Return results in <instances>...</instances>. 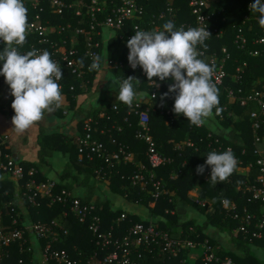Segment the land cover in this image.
I'll list each match as a JSON object with an SVG mask.
<instances>
[{"label": "trees", "instance_id": "16d2710c", "mask_svg": "<svg viewBox=\"0 0 264 264\" xmlns=\"http://www.w3.org/2000/svg\"><path fill=\"white\" fill-rule=\"evenodd\" d=\"M250 2V0H221L216 23L223 29L224 35L222 38L211 39L208 45H206L207 43L201 45L207 53L215 54L220 60L224 57L227 58L228 78L225 81V87L217 88L219 104L212 110L221 125L220 131H213L205 124L199 127L191 125L184 115L177 117L173 113L175 94L170 93L169 98L161 100L160 97L169 92V85L173 83L172 78L166 79L157 92L156 99L151 100L150 134L158 151L171 159L169 163L154 170L155 180L160 181L167 191L154 206L151 205L154 199L150 183L147 187L142 188L140 185H134L131 181V177L142 166L150 170L146 155L148 145L136 138V133L141 128L138 124V116L132 113V106L129 107L123 102L117 101L119 87L108 90L109 99L104 100L101 106L84 110L82 105H79L80 97L88 96L93 90L92 88L96 89L95 83L100 76L96 70L90 71L85 78H79L70 71L64 72L62 94L67 97L70 108H73L75 126L72 127L70 133L58 130L47 132L46 130H49L47 128L45 131H41L38 137L42 154L41 162L22 163L25 169L36 168L39 171L37 182H46L41 172L42 167L48 164V159L56 153L68 158L65 169L59 175V179L63 183H55L54 193L66 190L76 194L79 189L86 191L85 195L80 197L85 203L93 202L96 205L95 214L101 219L104 232L113 230L115 236L122 237L137 223H153L159 230L173 235L184 231L183 237L194 242L209 240L215 249L219 247L216 254L221 259L230 257L237 264H264V260L259 259L253 252L254 247H264V242L253 239L252 236L245 235L243 237L233 234L234 230L241 225L245 216L243 213L245 208L249 213L260 218L259 204L254 206L250 203L248 199L251 195L245 193L247 187L256 184L260 175L256 165L258 157L254 154L255 135L252 126L255 120L251 119V114L259 112L260 108L256 101H248L246 105H241L239 102L231 103L227 97V90L230 89L234 90L237 96L248 97L255 94L256 91L262 90L264 85V45L258 42L264 36V28L259 25L261 14L249 10ZM151 6L153 4H148V8ZM164 6L165 0H162L159 5L154 4L152 9H156L151 13L156 11L158 13L164 9ZM181 6L183 12L178 14L180 19L184 18L193 22V17L188 14L185 0L181 1ZM57 23L65 24V21L59 20ZM63 38H65L63 34L54 36V39L58 41ZM241 38L245 40L244 44ZM240 44L244 47L240 48ZM5 47L6 44L1 45L0 52ZM12 47L22 49L24 44H13ZM117 49H121L120 46H117ZM224 49L226 52L223 51ZM114 51L110 50L111 58L117 56ZM256 51H260V55L254 56ZM83 61L88 66L92 64L87 59H83ZM3 64L4 61H0V70H2ZM114 76L118 83L122 81L123 77H135L134 73L126 70L118 71L114 73ZM140 81L139 85L134 82V91L137 93L135 101L141 100V96L150 97L151 88L148 85V78L143 77ZM3 88L11 91L10 86L6 83V77L0 76V97L3 95ZM238 90H241L240 94H238ZM13 102L14 99L11 101V106ZM162 103H169V110L162 108ZM115 106H118V110H114ZM147 106V103L143 104V108ZM52 107L54 109L52 112L56 115H65L62 109L55 105ZM217 108H221L219 114H217ZM102 112L106 114V117L100 118ZM48 114L45 112L44 116L46 117ZM11 115L13 117L15 115L13 108ZM77 115H81V117ZM88 117L93 119V127L98 128V133H92L93 139L103 142L111 151L117 152L120 146L123 147L127 153L133 154V161L116 163L114 166L108 167L105 161L97 156H94L92 160L87 155L81 158L75 143V134L77 132L84 133V119ZM260 120L263 123H261L259 132L260 136L264 137V117H261ZM110 137L115 138L118 144L113 145ZM229 146L232 147V153L240 163L237 164L227 180L212 182L210 181L211 177L206 180L205 173L203 175L196 173L197 166L206 163V155L209 152L221 153L222 151H217L219 147L226 150ZM260 147L264 149V145ZM242 163H251L252 170L249 173L244 172ZM100 168H103L104 171L99 177L96 171ZM207 171L211 172L210 166L206 168L205 172ZM100 183L105 184L111 193L124 198L129 203L147 209L151 219L143 220L137 214L113 208L109 199H102L96 195L98 188L103 185ZM197 183L201 187L198 194L201 204H197L195 198L190 194ZM17 188L12 179L0 177V204L16 200ZM223 199L237 203L239 219H232L230 213L222 207ZM49 203L50 199H45L39 208L28 204L27 212L30 219L47 223L53 219H60L64 208L60 204L49 206ZM15 206L18 209L17 212L20 213L18 203L15 202ZM186 210L193 212L198 217L190 219ZM123 215L125 217L121 219ZM22 218L26 219V216L23 214ZM67 220L69 225L67 222L65 227H70V235L63 239L61 246L69 251L71 258L85 260L93 254L99 253L100 248L96 245L87 227L78 224L73 216ZM6 221L7 223L11 222L10 214L6 215ZM210 227L216 230L217 235L225 234L229 240L222 244L218 239L211 237L208 234ZM191 250L185 249L174 257L169 252L164 253L159 249L152 252L143 249L139 252L141 259L137 258V253L132 258L138 264H213L205 263L204 255L194 260ZM23 255L19 251L18 244H15L10 247V254L3 257V264H19ZM25 257L30 262L29 259L32 255H25Z\"/></svg>", "mask_w": 264, "mask_h": 264}, {"label": "built area", "instance_id": "2783aa9c", "mask_svg": "<svg viewBox=\"0 0 264 264\" xmlns=\"http://www.w3.org/2000/svg\"><path fill=\"white\" fill-rule=\"evenodd\" d=\"M162 0H23L25 7L28 9V29L26 40L22 49H17L20 54H26L29 51L37 50L38 54L43 51L50 53L51 59L61 68L64 76L65 71H70L79 78H85L90 73L89 67L83 59L93 62L94 56L102 57L100 69L96 70L99 75H107L118 71H130L134 73L137 79L147 77L142 67L138 66L133 70L129 64V49L127 41L134 35L135 31H163V25L172 22L175 29L183 28L185 31L189 28L205 27L212 37L205 42L209 44L213 38H222L223 29L216 23L219 15V4L221 0H185L188 14L193 17V22L186 19H180L178 14L182 13V0H165L163 10L158 13H151L154 4L159 5ZM249 6L254 0H250ZM180 3V4H178ZM148 4L153 6L148 8ZM250 10V7H249ZM65 21V24L57 21ZM65 35L61 40L54 39L56 35ZM242 43H245L243 38ZM264 45V36L258 40ZM5 42L0 40V46ZM120 46L121 49H117ZM124 47V48H123ZM244 46L240 44V48ZM111 48V49H110ZM110 50L114 51L117 56L111 58ZM198 59L208 63L213 68L211 82L216 88L225 87V81L228 78L226 70L227 58L220 60L215 54L207 53L201 44L196 45ZM226 52V50H223ZM260 55V51L254 52V56ZM109 60V65H108ZM83 61V63H81ZM63 76L57 81L61 86V95H63ZM160 86L157 88L152 83L150 86V97L147 101L144 99L133 101V111L138 116L140 130L136 133L138 140L147 143V158L150 170L142 166L131 177L134 185H140L142 188L151 186L153 201L152 206L167 193L160 181L155 180L154 170L171 161L161 154L156 143L150 134V107L153 98L161 89L165 81H160L159 77L154 78ZM89 83V82H87ZM227 97L231 103L239 102L246 105L248 101H256L259 105V112H253L251 119L253 123V132L255 135L254 154L258 159L256 165L259 168V177L256 184L245 189L248 199L254 206L258 205L260 218L255 214L248 212L245 208V214L241 225L233 232L235 236H252L253 239L264 242V137L260 136L261 123L260 118L264 117V85L262 90L256 91L248 97L237 96L234 90H227ZM241 90H238V94ZM139 101V102H138ZM148 106L143 108V104ZM221 110V108H219ZM118 110V106L114 107ZM67 114V111L64 112ZM106 117L102 112L100 118ZM121 129V128H119ZM84 133L75 134V143L80 157H87L92 160L94 156L105 161L108 167L116 163L133 161V154L127 153L123 147L119 150L111 151L103 142L93 139L92 133H98V128L93 127V119L88 117L84 119ZM101 133H104L101 131ZM111 143L117 145L115 138L110 137ZM226 150L219 147L218 152ZM237 164L240 163L235 158ZM242 170L249 173L253 165L251 163H242ZM104 169L96 171L100 177ZM39 171L32 167L25 169L22 163L16 160L6 149V138L0 136V177L3 179H12L16 185L18 193L15 195L16 200L7 201L0 204V264H3V257L10 254V247L18 244L19 251L24 254L19 260V264H138L132 258L137 253V258L141 259V250L152 252L159 249L162 252H169L171 256H178L185 249H194L198 246L205 248V263L213 264H237L234 259L226 257L221 259L217 256L216 249L210 244L209 240L192 241L183 237V232L173 235L159 230L153 223H137L130 228L128 233L122 237L115 236L114 231L104 232L102 221L95 214L96 205L85 203L77 194L69 191L54 193L55 184L37 182ZM98 177V178H99ZM211 172H205V178L208 180ZM197 204H201L198 196H193ZM50 199V205L60 204L64 210L60 219H53L49 223L44 221H34L30 219L28 204L33 207H41L42 201ZM226 199H223L224 201ZM228 203L222 202V207L230 213L232 219H239L238 205L234 201L227 200ZM15 202L20 206V213L15 206ZM10 214L11 222L7 223L6 215ZM26 219L22 218V215ZM73 216L78 224L87 227L92 234L97 246L100 248L99 253H95L89 258L73 259L69 251L62 245L63 239L70 235L68 218ZM124 215L121 219H124ZM68 222V227L65 225ZM76 249V246H74ZM77 250V249H76ZM25 255H32L30 262ZM135 256V255H134Z\"/></svg>", "mask_w": 264, "mask_h": 264}, {"label": "clouds", "instance_id": "9594fccd", "mask_svg": "<svg viewBox=\"0 0 264 264\" xmlns=\"http://www.w3.org/2000/svg\"><path fill=\"white\" fill-rule=\"evenodd\" d=\"M249 7L261 14L259 25L264 28V2L255 0ZM27 29L28 9L23 0H0V40L6 44L0 52V61H4L0 76L6 77L14 96L12 123L13 131L18 133L33 127L44 118L45 112L51 113L54 111L52 106L59 107L63 100L61 86L57 83L63 74L50 53L45 50L38 54L37 50H32L20 54L12 47L13 44H24ZM210 37L212 35L205 27L176 30L169 21L163 25V31L137 30L127 41L131 68L142 67L148 82L157 88L160 85L154 78L159 77L161 82L172 78L169 92L164 93L161 100L169 98L170 93L175 94L174 112L183 114L191 125L197 127L205 124L206 118L212 116L213 108L219 104L218 89L211 82L213 68L197 58L196 45H203ZM101 61L102 57L94 56L89 71L100 69ZM107 63L109 65V60ZM134 82L141 84L134 76L123 77L118 85L117 101L132 106L137 96ZM152 98L155 100L156 96ZM219 111L217 108V114ZM206 156V163L198 165L196 173L203 175L210 166L212 182L227 180L237 166L230 150L209 152ZM222 202L228 203L227 200Z\"/></svg>", "mask_w": 264, "mask_h": 264}, {"label": "crops", "instance_id": "0c3cea01", "mask_svg": "<svg viewBox=\"0 0 264 264\" xmlns=\"http://www.w3.org/2000/svg\"><path fill=\"white\" fill-rule=\"evenodd\" d=\"M4 77V76H3ZM107 75H100L97 78V82L95 83V88H92L93 90L91 93L86 96L80 97L79 105H82V108L84 110H89L90 108H94L97 106L103 105L104 100H108V83ZM106 84V85H105ZM112 89V88H111ZM3 95L0 97V136L6 138V149L8 152L20 163H40L42 154L40 152V146L38 143V137L41 131L47 132H53V130L56 131L59 130L63 133H70L72 127L75 126V120L73 119L74 113L72 109L70 108L69 101L65 95H62L63 100L58 107L59 109H62L64 112L67 111V115L71 116V119H58V115L56 113L51 112L46 117L37 122L33 127L29 128L23 133H18L13 131L14 125L12 123L13 115H11L12 112V106L11 101L14 99V96L11 95V91L4 89L2 90ZM97 91H101L99 94V97L97 96ZM86 97H89V107L85 108V105H83V102ZM149 97L141 96L140 99H144V101H147ZM164 106L162 108L169 110V103H162ZM174 114H176L173 111ZM179 115L183 114H176L177 117ZM81 117V115H77ZM83 116V115H82ZM78 119V118H76ZM205 125L209 126L211 130L213 131H220L221 125L216 119V115L212 111V116L206 118ZM177 144V143H176ZM68 163V158L64 157L60 153L54 154L51 158L48 159V164L44 167H42L41 175L45 177L46 182L45 183H63L59 179V175H61L62 171L65 169L66 165ZM199 187V188H195ZM200 185L197 183L190 194L192 196H198L200 192ZM82 192V190H80ZM130 206H135L131 210L120 208L126 212H130L133 214H137L139 217H141L143 220H150L151 215L148 213L147 209L143 207H139L136 205H133L129 203ZM113 208L114 205H113ZM116 209V208H115ZM187 211V215L190 219L198 217V215L194 214L191 211ZM141 213H145V215L142 217ZM185 214V213H184ZM187 218V217H186Z\"/></svg>", "mask_w": 264, "mask_h": 264}, {"label": "rangeland", "instance_id": "374dc122", "mask_svg": "<svg viewBox=\"0 0 264 264\" xmlns=\"http://www.w3.org/2000/svg\"><path fill=\"white\" fill-rule=\"evenodd\" d=\"M107 80L109 81L108 83V90H110L111 88L113 89H117L118 88V85L119 83L115 80V76L113 73H110L109 74V77H107ZM113 81L115 82L113 84ZM105 84V85H106ZM113 84V85H112ZM108 92V91H107ZM101 93V91H97V96L99 97V94ZM89 97H86L84 102H83V105H85V108H88L89 107ZM71 119V116H68L67 114L65 115H58V119ZM57 130V129H56ZM55 131V130H53ZM59 131V130H58ZM103 184V183H100V185ZM81 189H79L77 191V195L78 196H81V195H85L86 191L82 190V192H80ZM96 195H98L100 198L102 199H109L111 201V203L114 205L115 208H123V209H127V210H131L132 208H134L133 206H130L129 202L127 200H125L124 198L118 196V195H115L113 193L110 192V189L105 186V184L101 185L100 188H98L97 192H96ZM108 196V197H107ZM136 208V207H135ZM134 208V209H135ZM24 213H27V210L26 212ZM142 217L145 215V213H141ZM202 219V217H200ZM208 234L215 238V239H218L219 241L222 242V244L225 243V241H228L229 239L227 238V236L224 234L223 236L221 235H217L216 233V230L212 227H210L208 229ZM230 245V244H229ZM219 248V247H218ZM218 248H216V251L218 250ZM253 252L256 253V255L258 256L259 259L261 260H264V247H254L253 248ZM205 253V248L203 246H198L194 249L191 250V255H192V258L195 260L197 257H200L201 255H204ZM192 263V261H191Z\"/></svg>", "mask_w": 264, "mask_h": 264}]
</instances>
